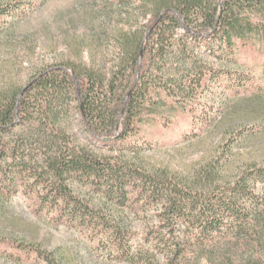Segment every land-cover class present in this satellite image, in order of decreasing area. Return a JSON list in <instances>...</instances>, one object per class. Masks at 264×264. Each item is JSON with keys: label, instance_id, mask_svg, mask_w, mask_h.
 Here are the masks:
<instances>
[{"label": "trees", "instance_id": "trees-1", "mask_svg": "<svg viewBox=\"0 0 264 264\" xmlns=\"http://www.w3.org/2000/svg\"><path fill=\"white\" fill-rule=\"evenodd\" d=\"M135 1L140 22L119 31L122 54L115 68L103 72L61 62L42 68L23 88L0 90V198L23 191L39 215L110 240L125 259L132 252V232L75 185L96 190L110 206L126 208L154 202L160 177L62 139L66 132L60 124L66 114L74 107L88 134L100 143L136 138L149 145L181 120L190 128L199 119L208 122L211 111L197 103L209 88L214 84L240 96L254 90L253 69L264 65V0ZM103 2L110 10L116 0ZM38 4L0 3V35L15 29ZM201 45L237 67L200 65L195 49ZM241 57L253 59L252 70H245L248 62H240ZM173 59H178V67L172 72ZM38 117L54 128L46 133L52 148L39 154L26 132ZM147 125L154 126L145 135ZM59 136L62 143L56 140ZM161 192L160 200H165L158 223L145 238L162 255L163 264H201L202 257L205 264H236L232 249L238 242L256 249L264 241V166L250 167L227 187L199 197L179 187ZM3 244L58 264L40 247L0 237ZM263 257L245 252L237 264H264Z\"/></svg>", "mask_w": 264, "mask_h": 264}, {"label": "rangeland", "instance_id": "rangeland-1", "mask_svg": "<svg viewBox=\"0 0 264 264\" xmlns=\"http://www.w3.org/2000/svg\"><path fill=\"white\" fill-rule=\"evenodd\" d=\"M12 0H0V3ZM38 7L25 20L0 35V90L20 89L35 78L42 68L56 63H76L92 66L103 72L110 71L120 60L117 35L122 28L137 27L138 2L129 0V6L119 0L106 10L104 0H35ZM199 64L219 68L227 63L214 56L204 45L196 47ZM245 70H252L251 59ZM178 60V59H177ZM173 59L172 72L178 67ZM263 60V56L262 59ZM226 63V64H225ZM228 68L236 65L228 63ZM264 65L253 69L256 87L240 96L223 92L220 86H211L198 107L211 112L207 121L199 119L194 128L181 120L172 124L167 132L157 135L149 145L136 138L114 144H103L93 139L74 109L66 114L60 126L64 138L72 144L85 147L111 159L125 160L159 175L154 202H140L133 207L110 206L96 191L78 184L75 189L91 203L106 208L107 212L128 228L132 234V252L125 259L110 240L82 232L76 228L56 224L49 217L35 211L33 200L23 191L10 199L0 198V237L37 246L51 253L58 264H163V257L146 240V233L158 223V213L164 198L161 190L183 188L193 196L203 192L223 189L243 171L254 166H264ZM244 70V69H243ZM26 132L32 148L38 154L52 148L46 133L54 129L42 118ZM154 125L145 127V135ZM15 137L9 135L7 138ZM62 139L57 138L59 143ZM42 154L39 155V158ZM160 191V193L158 192ZM248 243V242H247ZM238 242L232 257L239 258L247 252L259 259L264 255V243L256 249ZM262 243V244H261ZM199 252L191 254L194 260ZM264 259V257L262 258ZM207 262L202 257V263ZM0 264H48L35 253H28L0 245Z\"/></svg>", "mask_w": 264, "mask_h": 264}]
</instances>
